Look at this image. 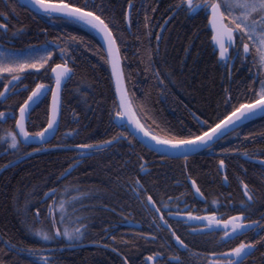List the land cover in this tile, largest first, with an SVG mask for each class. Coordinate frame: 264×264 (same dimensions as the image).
<instances>
[{
  "label": "trees",
  "instance_id": "1",
  "mask_svg": "<svg viewBox=\"0 0 264 264\" xmlns=\"http://www.w3.org/2000/svg\"><path fill=\"white\" fill-rule=\"evenodd\" d=\"M77 2L83 4L84 0ZM95 3L117 40L133 110L150 134H180L189 128L195 132L193 114L208 118L214 126L231 112L225 104L227 96L235 103L247 102L260 90L264 69L258 67L251 45V55L247 58L242 55L225 66L213 45L208 17L199 14L190 18L183 6L177 8L181 0H95ZM128 9L130 29L126 24ZM0 13V21L5 20L9 29L7 37L0 32V52L19 59L39 56L45 51L52 54L39 71L28 69L20 74V92L10 91L6 101L0 100V112L17 113L36 84H51V69L62 59L73 70L62 92L61 119L57 135L49 144L51 150L33 153L34 147L19 144L18 151L8 152V163L33 153L0 175V226L10 243H21L25 249L38 251L37 243L42 239L36 232L44 228L46 215L40 216L39 221L34 210L43 206L39 205L40 199L53 190L54 195H135V179L143 185V189H137L141 195H153L155 201V195L186 192L191 195L187 176L196 180L207 195H243V185L247 184L255 195V206L259 212L264 210V167L249 160H264V115L241 125L186 163L183 159L159 156L133 140L125 127L114 123L117 101L111 74L103 48L91 30L79 23L33 13L18 0H0ZM247 42H241L237 34L236 47L240 53ZM6 84L8 80L0 77V92ZM24 86H28L27 91ZM48 114L46 97L31 113L27 131H42ZM13 125L11 122V131ZM121 132L131 144L121 140L93 151L71 149L83 143L103 145ZM221 160L229 187L222 182ZM144 162L150 163L146 175L141 170ZM162 232L163 235H156V242L166 240L171 244L172 235ZM135 242L130 248H122V254L137 260L140 256L162 253L160 244H152L147 252L144 243ZM94 251L103 253L98 248L85 249L74 264L110 262ZM199 251L207 255L203 248ZM254 256L256 259L247 264H264L260 250ZM5 259L7 253L0 246V260Z\"/></svg>",
  "mask_w": 264,
  "mask_h": 264
},
{
  "label": "snow or ice",
  "instance_id": "2",
  "mask_svg": "<svg viewBox=\"0 0 264 264\" xmlns=\"http://www.w3.org/2000/svg\"><path fill=\"white\" fill-rule=\"evenodd\" d=\"M28 3L34 7L37 14H42L48 19H61L80 23L101 35L104 43L107 45L105 63L110 64L112 76L116 80V93L119 97L118 104H114L117 109L116 117L123 120L125 116H130L131 123L135 125L136 131L142 132L144 137H148L150 140L154 141L155 145L158 146L156 150L170 149L173 152H181V158L187 160L189 153L186 150L199 147H210L211 142L222 139L221 133L225 129L231 130L234 125L242 123L244 120H250L255 115L264 114V81H261L260 90L247 102L235 103L232 101L231 96H227L225 104L230 106L231 112L223 119H219L214 126L209 123L208 118L201 119L199 116L193 114V118L197 125V130L195 132L189 128L187 132H182L180 134L168 135V133H165L164 136L155 134L150 135L148 131H145L139 120L135 119L132 114V101L129 99L128 93L124 87L125 77L120 66V50L117 47V40L114 38L113 31L109 24L102 18L103 12L97 11L95 0H92L91 3H89V0H84L83 4L78 3L77 0H28ZM182 6L190 18H194L199 14H204L209 18L212 31L211 39L214 46H218L219 59L225 66H227L228 61L240 59L242 55L245 58L251 55V45V48L255 51L258 67L264 69V0H200L199 3L194 2V0H181V4L177 5V8L179 9ZM0 15H2V13H0ZM0 29H5L4 35H6V25L0 24ZM236 33L239 34V40L241 42L244 40L248 41L247 43H243V53H240L239 49L236 47V36L234 35ZM13 35H16V33H13ZM72 39L76 40V37H72ZM230 48L234 51L233 55L229 54ZM51 55L50 51H45L39 56L19 59L14 55L0 52V77L8 80V84L4 86V91L0 92V100L6 101L9 98L8 94L10 91L18 93L20 91L19 83H22L20 74L26 72L28 69H36L39 71V69L43 68L47 61L51 59ZM51 71L55 75V89H51L43 83L36 84L34 90L31 91V94L28 95L23 105L19 108V119L16 121V128L19 129V136L23 138L24 143H27L30 139L36 140L37 138L43 141L45 134L58 123L57 117L60 110L62 83L65 79L71 78L73 70L65 63L63 65H56ZM5 73H7L8 76H3ZM9 76L11 77L10 80L8 79ZM13 81L17 83L13 84ZM9 85H12L11 89ZM47 92H51L52 97L51 115L47 120V127L42 131L30 133L25 130V118L30 113V110H34L33 105H38ZM0 120H7V116L4 112H0ZM201 125L206 127L201 128ZM161 131L164 130L161 129ZM129 135L132 136L133 140L136 139V136L131 132ZM121 140H128V137L122 132L119 136L113 137L111 140H106L104 143L106 145H112L114 141L119 142ZM3 142L7 144L9 148L17 151L19 150L20 141L15 131L8 132L7 137L3 138ZM137 142L142 143V141ZM128 143L131 144V140H128ZM76 147L81 150H92L100 146L83 143L77 144ZM145 147H147L148 151L154 150L150 145ZM36 150L39 151V149ZM80 154L83 155V151ZM259 164L264 167V160H260ZM6 167L7 165L5 168ZM224 167V160H221L220 168L223 169ZM2 170L3 169H0V171ZM141 170H145L143 165H141ZM224 180L227 182V175L224 176ZM191 187L195 190V196H199L201 199L204 198V193L201 192L195 180H191ZM243 188V195L247 197V202L246 206H242L241 215L232 216L230 219L223 221L217 220L214 215L194 216L191 214V211H189L188 220L200 222L207 221L209 234L214 231L212 228L213 224L218 228L221 223H223V240L226 244L231 242L232 239H239L241 235H247L248 231L255 230L256 228L264 229V217L260 220H253L251 223L244 222L249 219L244 213L251 211L252 204L255 201L253 195L249 191V186L244 184ZM137 189H143V185L138 179L135 181L133 191L136 195V199L143 203L141 192ZM54 194L55 190H53V193L47 195L51 196ZM213 203L215 204L216 202L213 201ZM55 204L56 201H54L53 206H55ZM64 204V200L59 201L61 209L59 223H66ZM149 205H151V208L148 207ZM144 207L149 212L153 208L156 212L161 211L160 208L156 207V203L153 201L151 195L147 196V204H145ZM165 207L167 206L165 205ZM49 215H53V207L49 208ZM37 216H39V211H37ZM160 220L164 221L165 226L171 227L163 216L160 217ZM236 221H239V223H236ZM51 222L55 225L57 220L53 219ZM153 223L155 224L156 221L153 220ZM229 225H231V232L228 231ZM156 226L159 227L158 224ZM86 230L87 225L80 219L76 226L73 227L69 225L62 231L57 229L54 235L50 230L46 231L43 229L36 232V235L45 242H51L57 238L75 242L83 238ZM193 231H196V229L194 228ZM137 235L145 239L146 243L153 242L157 239L154 235L147 238L142 232L137 233ZM171 235L175 239L176 244L187 249V245L175 231H172ZM113 239H115V237H113ZM5 244L13 252L19 253L21 251L17 249L15 244L9 241H5ZM256 244L264 245V233H261V238L257 239L255 243L242 242L230 251L216 253L215 255L217 258L212 260L211 264H245L248 257L253 255ZM105 247H107V245H105ZM22 251L26 255L34 257L36 259V264H55L54 260H50L48 256H44L42 253L34 251L31 248H26ZM113 251H115V249H113ZM155 255L159 256L160 253H156ZM154 258V256L150 255L146 259L147 261H152ZM172 259L176 264H182L179 256L174 255ZM123 264H129L127 258L124 259ZM157 264H163V262L158 261Z\"/></svg>",
  "mask_w": 264,
  "mask_h": 264
},
{
  "label": "flooded vegetation",
  "instance_id": "3",
  "mask_svg": "<svg viewBox=\"0 0 264 264\" xmlns=\"http://www.w3.org/2000/svg\"><path fill=\"white\" fill-rule=\"evenodd\" d=\"M18 2L20 3L19 0ZM194 2L199 3L200 0H194ZM5 22V20L3 22L0 21V24L6 25ZM6 30V35H4L5 29H0V32L4 37H7L9 31L7 25ZM237 34L238 33H236L235 36H237ZM48 43L51 44L53 42L49 41ZM65 63L67 64V62L62 59L59 65ZM56 65H54V67ZM51 78L52 83H46L45 85L53 89L55 80L52 76V71ZM34 88L35 87L28 92L27 97L31 94V91L34 90ZM23 90L27 91L28 86H24ZM46 97L49 98L50 104L51 92H47L43 99ZM41 102H39V104ZM38 105L36 107H38ZM36 107L34 109H36ZM5 114L7 120H0V169H3L0 171V175L9 169L7 168L10 164L6 161L7 155L9 151H14V149L9 148L7 144L3 142V138L7 137L8 132H12L10 130L12 127L10 126L11 122L14 123L13 131L16 132V121L18 120V111L15 114ZM20 144L23 145L21 142ZM49 144L39 147L32 146L35 148L33 153L51 150L52 147H49ZM36 149H39V151ZM206 153H208V155H213L212 152ZM189 158L190 157H188V159ZM183 160L185 163L187 162V160ZM249 160L253 163H259L257 159L249 158ZM6 165L7 169L5 168ZM149 165L150 163L148 162L143 163L145 169L142 171L143 175H146L149 172ZM224 169L226 175V167H224ZM220 174L222 176L223 185L229 187V181L227 180V185H225L224 175L221 172ZM136 180L137 179H135V181ZM191 180L194 179L188 176L186 177L191 195H188L187 192L181 193L180 195H155L157 198L156 201L153 198V195H151L153 201L156 203V207L161 209L160 212H156L154 208L150 212L145 209L144 205L147 204L148 195H141L143 203L136 199V195H44L39 201V205L43 206L40 207V209L34 210V214L39 221L40 216L44 214L46 215L43 223V230L47 228L48 231L50 230L54 235L57 229L62 231L69 225L73 227L76 226L80 219H82L87 225V230L85 231L83 238L75 242H69L61 238H57L51 242H45L42 240L37 243L39 244L36 247L38 249L37 252L42 253L44 256H48L50 260L55 261V264H74L75 260L80 259L81 256L84 255L85 249L92 248H98L103 251V253H100L101 251L94 252L102 254L105 258L107 257V260L110 262L105 264H122L125 258H127L129 264H157L158 261L163 262V264H176L172 259L174 255L180 257L182 264H211V261L217 258L215 255L216 253L230 251L242 242L255 243L257 239L261 238V233H264V229L256 228L255 230L248 231L247 235H241L239 239H232L231 242L226 244L223 240V223H221L218 228L213 224L212 228L214 231L209 234L207 221L200 222L188 220V213L191 211V214L194 216L214 215L217 220L226 221L232 216L241 215L242 206H246L247 202V197L244 195H215L214 193L207 195V192L204 190L202 191V187L200 188L197 183L201 192L204 193V198L201 199L199 196L194 195L195 191L191 187ZM254 197L255 195H253V199ZM60 200L65 201L64 209L66 223H59V218L61 216L59 205ZM54 201H56L55 206H53ZM213 201L216 203L214 204ZM255 203L256 201L252 204L251 211L244 213L249 217L247 221H244L245 223H251L253 220H260L264 217V210L259 212ZM165 205L167 207H165ZM259 205H262V202ZM50 207H53L52 216L49 215ZM148 207L151 208V205ZM37 211H39V216H37ZM161 216L169 222L171 225L170 228L164 225V221L160 220ZM53 219L57 220L55 225L51 222ZM153 220L156 221L155 224L153 223ZM236 223H239V221H236ZM157 224L159 227L156 226ZM194 228L196 231H193ZM162 231H166L170 234L172 231H176L177 235H179L187 245V249L176 244L173 237L171 244L166 240L159 241L158 243L156 240L146 243L145 239L137 235V233L142 232L145 237L150 238L159 233L160 235H163ZM228 231L231 232V225H229ZM113 237H115V239H113ZM5 241L8 240H6V236L3 234L0 226V246H2L7 253V259L0 260V264H36V259L34 257L28 256L22 251L25 248L21 243H15L17 249L21 250L17 253L10 250L5 244ZM135 241H141L144 243L148 249L147 252L150 251L152 244H160L162 253L157 252L160 253L159 256H156V253L154 255L150 254L155 257L152 261H147L146 259L150 255L140 256L137 260L131 257L130 259L123 255L121 250L122 248H130L136 243ZM90 245H92V247H89ZM105 245H107V247H105ZM201 248L207 251V255L200 253L199 250ZM113 249H115V251H113ZM258 250H260V253L263 256L262 258H264V245L256 244V247L253 250V255L248 257L245 264H247L249 260H253L254 257L256 259V256L254 255Z\"/></svg>",
  "mask_w": 264,
  "mask_h": 264
},
{
  "label": "water",
  "instance_id": "4",
  "mask_svg": "<svg viewBox=\"0 0 264 264\" xmlns=\"http://www.w3.org/2000/svg\"><path fill=\"white\" fill-rule=\"evenodd\" d=\"M19 1H20L24 6H26L29 10L33 11L34 13H36L34 7L28 3V0H19ZM36 14H37V13H36ZM40 15H42V14H40ZM130 17H131V10L128 9V11H127V16H126V22H127V27H128V29H130ZM86 27H87V26H86ZM209 27H210V30H211V25H210V23H209ZM88 28H89V27H88ZM89 29H90V28H89ZM90 30H91V31L94 33V35L97 37L98 41L100 42V44H101V46H102V48H103V51H104L105 55H106V54H107V45L104 43V41H103L101 35L98 34L97 32H95V31L92 30V29H90ZM212 42H213V41H212ZM51 44H52L53 46L55 45V44H53V43H51ZM213 45H214V43H213ZM55 47L58 48L59 46L55 45ZM117 47H118V46H117ZM214 47H215V49H216V50L218 51V53H219L218 46H214ZM231 50H232V49L230 48V49H229V54H231ZM232 63H233V61H232ZM67 66H68V65H67ZM120 66H121V68H122V70H123V65H122L121 56H120ZM55 67H56V66H55ZM108 67H109V70H110L111 79H112L113 86H114L115 97H116V101H117V104H118V102H119V97H118V95H117V93H116V80H115V78L112 76V72H111V66H110V64H108ZM123 72H124V71H123ZM71 75H72V74H71ZM52 76H53V78H54V80H55V75H54L53 73H52ZM68 80H69V79H65V80L63 81V83H62V88H61V93H60V110H59V115H58V117H57V119H58V123H57V125H55L53 129L49 130V131L45 134V138H44L43 141H41L39 138H37L36 140H31V139H30L27 143H24V142H23V138L19 136V129L16 128V133H17V135H18V138H19L20 142H21L23 145H28V146H43V145H46V144L50 143V142L55 138V136L57 135V132H58L59 123H60V118H61V109H62V92H63L64 86H65V84H66V82H67ZM124 87H125V89H126V91H127V87H126L125 79H124ZM53 89H55V84H54V86H53ZM127 93H128V91H127ZM45 95H46V94H45ZM128 96H129V95H128ZM42 99H43V97H42ZM38 104H39V103H38ZM36 106H37V105H33V109H34ZM51 107H52V97H50V104H49V117H50V115H51ZM32 111H33V110H30V113L26 116L25 121H24V125H25V130H26V131H27L26 125H27V122H28V120H29V117H30V114H31ZM132 114L134 115L135 119L138 120V118L136 117V115H135L133 109H132ZM261 115H264V114H258V115H255V116H253V118L259 117V116H261ZM49 117H48V118H49ZM253 118H252V119H253ZM18 119H19V112H18ZM250 120H251V119H250ZM247 121H249V120H244L242 123H238L237 125H234L233 128H232L231 130H229V129H225V130L221 133L222 138L225 137L227 134H229L232 130H234L235 128L239 127L240 125H242L243 123H245V122H247ZM114 123H115L116 125L125 126V127L128 129L129 133L131 132L133 135L136 136V140H137V141H142V143H140V144H142L144 147L147 146V145L152 146L153 149H154V150H152V152H154V153H156V154H158V155H160V156H163V157L169 158V159H183V158H181V155H182L181 152H173V151L170 150V149H159V150H156L158 146L155 145L154 141L150 140L148 137H144V135H143L142 132H138V131H136V129H135V125H134L133 123H131V118H130V116H125L123 120H120V119H118V118L115 116ZM46 127H47V126H46ZM145 131H146V130H145ZM220 140H221V139H219L218 141L211 142L210 147H199V148H193V149H188V150H186V151H188V153H189V156H188V157L194 156V155H196V154H199V153H201V152H203V151H205V150L211 148L214 144H216V143L219 142ZM115 143H117V142L114 141L113 144H115ZM113 144H112V145H113ZM112 145H106V144H103V145H99L100 147H98V148H93L92 150H83V151H93V150H98V149H101V148L110 147V146H112ZM145 148H147V147H145ZM71 149L81 150V149H78L77 147H75V148H71ZM29 156H30V155L25 156V157H23V158H21V159L15 161V162H13V163L10 164L7 168H11V167H14V166L20 164L22 161H24V160H25L26 158H28ZM258 162H259V161H258ZM7 168H6V169H7ZM220 172L225 176V169H224V168H223V169L220 168ZM224 184L227 185V182H225V180H224ZM193 190H194V189H193ZM194 191H195V190H194ZM51 193H53V192H50V193H48V194H51Z\"/></svg>",
  "mask_w": 264,
  "mask_h": 264
},
{
  "label": "bare ground",
  "instance_id": "5",
  "mask_svg": "<svg viewBox=\"0 0 264 264\" xmlns=\"http://www.w3.org/2000/svg\"><path fill=\"white\" fill-rule=\"evenodd\" d=\"M126 24H127V22H126ZM123 71H124V68H123ZM124 77H125V74H124ZM112 83H113V82H112ZM125 83H126V80H125ZM113 87H114V86H113ZM126 87H127V86H126ZM127 91H128V90H127ZM136 141H137V140H136ZM139 144H140V143H139ZM11 163H13V162H11ZM11 163H10V164H11ZM10 164H9V165H10ZM219 169H220V167H219ZM69 172H70V171H69ZM89 247H92V245H90Z\"/></svg>",
  "mask_w": 264,
  "mask_h": 264
}]
</instances>
